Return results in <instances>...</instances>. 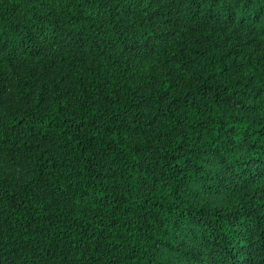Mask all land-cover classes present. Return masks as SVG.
I'll use <instances>...</instances> for the list:
<instances>
[{
	"label": "trees",
	"instance_id": "trees-1",
	"mask_svg": "<svg viewBox=\"0 0 264 264\" xmlns=\"http://www.w3.org/2000/svg\"><path fill=\"white\" fill-rule=\"evenodd\" d=\"M0 264H264V0H0Z\"/></svg>",
	"mask_w": 264,
	"mask_h": 264
}]
</instances>
